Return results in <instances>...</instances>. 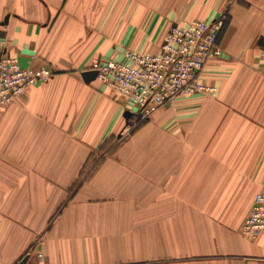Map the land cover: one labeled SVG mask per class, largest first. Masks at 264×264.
Masks as SVG:
<instances>
[{"label":"crops","instance_id":"crops-1","mask_svg":"<svg viewBox=\"0 0 264 264\" xmlns=\"http://www.w3.org/2000/svg\"><path fill=\"white\" fill-rule=\"evenodd\" d=\"M246 1L0 0V47L53 71L0 110V264H264V232H240L264 187V0ZM226 9L221 55L198 76L216 91L159 107L73 191L129 113L81 73L120 59L123 41L154 53L172 23ZM241 118L258 137L238 130L244 147L224 137L221 151L198 150L217 121Z\"/></svg>","mask_w":264,"mask_h":264},{"label":"built area","instance_id":"built-area-1","mask_svg":"<svg viewBox=\"0 0 264 264\" xmlns=\"http://www.w3.org/2000/svg\"><path fill=\"white\" fill-rule=\"evenodd\" d=\"M222 20L181 19L172 23L159 49L154 53L127 50L120 59H94L91 69L96 79L108 91L122 98L129 115L122 131L147 121L159 107L175 97L193 93L213 94L216 87L199 80L204 65L218 58L222 49L218 33ZM0 47V110L30 86L46 82L53 71L44 66H21L17 57ZM240 232L255 238L264 232V187L257 191ZM40 255V254H39ZM9 264H25L16 259Z\"/></svg>","mask_w":264,"mask_h":264},{"label":"rangeland","instance_id":"rangeland-1","mask_svg":"<svg viewBox=\"0 0 264 264\" xmlns=\"http://www.w3.org/2000/svg\"><path fill=\"white\" fill-rule=\"evenodd\" d=\"M230 3H237L241 6H245L246 8H248L249 4L246 0H230ZM229 9H226L225 11H223L221 13V15L217 16L218 19L222 20V24L220 26L219 29V35H218V40H219V36L220 34H223V32L225 31L227 25H228V21H229ZM115 34V33H113ZM127 34V33H125ZM126 37H123V39ZM125 41H123V46L119 47L118 49L122 51V53H124L127 50H132L135 51L134 48H131L129 45L124 44ZM101 86V85H100ZM102 88V87H101ZM113 97L115 98L116 95L112 94ZM211 96V94H202V93H193L189 96H177L175 97L173 100L165 103L170 104L171 106L175 105L177 103L178 100L180 99H188V98H192V97H201V98H206ZM164 104V106H165ZM146 123L143 122L141 125H139V127H134L132 129H130L128 132H126L125 134H120V136H111L108 139H106L102 144H100L98 147H96V149H94L93 151H91L89 153L88 158L85 160L84 165L82 166V169L79 173V175L77 177H75V181L73 183L72 186V190L76 191L79 186L85 182H88L89 179L94 175V173L97 171L98 167L101 165V163L105 160V158L107 156H109L112 152H114L118 147H120L122 145V143L126 142L127 139L138 129L140 128L142 125H144ZM249 127H248V126ZM216 127H213L209 133V135L212 137V141L214 142H210L209 144H204L199 146L198 145V150H202V151H208V150H215V149H219V151L222 150L223 147L226 146V144L220 142L222 141V139L224 137L227 138H235V142H234V146L235 148H242L244 147L246 144H241L240 142H238L239 137H236L233 135V132L235 131L238 132V130H249V134L251 137H258V132L260 130V128H258V125H256V123H248L246 120L244 121L242 118L241 119H236L233 122H229L226 120H221L220 122H216L215 124ZM258 131V132H256ZM256 134V135H255ZM220 143H219V142ZM70 191L69 195L73 192Z\"/></svg>","mask_w":264,"mask_h":264},{"label":"water","instance_id":"water-1","mask_svg":"<svg viewBox=\"0 0 264 264\" xmlns=\"http://www.w3.org/2000/svg\"><path fill=\"white\" fill-rule=\"evenodd\" d=\"M82 77L84 78V80L86 81H90L92 79H95L96 77V71L95 70H86V71H83L81 73ZM125 114L129 115L128 112H126Z\"/></svg>","mask_w":264,"mask_h":264},{"label":"trees","instance_id":"trees-1","mask_svg":"<svg viewBox=\"0 0 264 264\" xmlns=\"http://www.w3.org/2000/svg\"><path fill=\"white\" fill-rule=\"evenodd\" d=\"M141 124H142V123H141ZM141 124H140V125H141ZM137 127H139V125H138Z\"/></svg>","mask_w":264,"mask_h":264}]
</instances>
